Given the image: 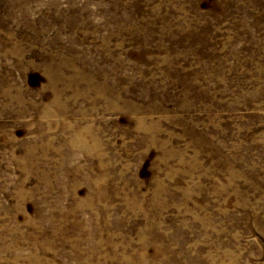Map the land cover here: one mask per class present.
<instances>
[{
    "label": "rangeland",
    "instance_id": "obj_1",
    "mask_svg": "<svg viewBox=\"0 0 264 264\" xmlns=\"http://www.w3.org/2000/svg\"><path fill=\"white\" fill-rule=\"evenodd\" d=\"M0 264H264V0H0Z\"/></svg>",
    "mask_w": 264,
    "mask_h": 264
}]
</instances>
